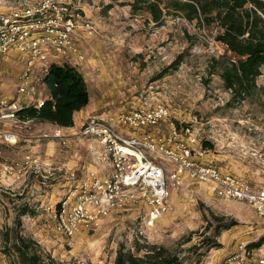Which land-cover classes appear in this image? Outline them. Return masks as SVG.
Wrapping results in <instances>:
<instances>
[{"label":"rangeland","instance_id":"374dc122","mask_svg":"<svg viewBox=\"0 0 264 264\" xmlns=\"http://www.w3.org/2000/svg\"><path fill=\"white\" fill-rule=\"evenodd\" d=\"M138 1H76L80 12L95 25L91 45L96 44L102 52L99 59L112 64L106 81L110 100L115 104L108 113L133 110L132 103L127 106L129 102L145 106L165 104L180 130L192 126L208 152V162L245 179L256 189L263 186L264 72L252 96L229 104L231 94L225 90L219 71L211 75L209 69L212 59L224 53L223 46L215 40L216 29L213 26L203 29L196 21L190 23L174 16L165 17L163 25L157 27L145 3L140 6ZM11 6L12 0H0V12H7ZM175 62L178 65L164 77L155 79ZM102 81L97 72L88 76L90 87ZM46 88L45 85L43 90ZM0 93L13 96L16 81L10 87L1 88ZM39 98H43L42 90ZM123 99L125 106L119 103ZM10 148L13 147L0 143V160L11 162L10 159L17 157ZM44 189L49 194L43 200L51 208L64 200L70 188L62 185L55 187V192L52 187ZM23 190L18 187L8 191L0 185V264H20L18 255L11 251L19 211L27 205L30 211L45 217L37 198L26 195L27 192L23 194ZM52 193L57 199L52 198ZM169 202L170 212L153 229L145 226L149 206L141 201L113 214L98 230L83 232L74 238L59 235L49 227L40 233L50 221L25 226L26 216L22 217L21 231L40 246L45 256L50 255L63 264H115L121 247L135 252L138 244L166 247L178 254L184 264H231L227 260L242 253V247L246 258H264L263 246L248 249L264 235V220L248 204L219 199L207 186L193 180L173 189ZM229 224L234 225L224 231L223 226ZM32 227L28 229L32 230L29 235L26 228ZM219 227L220 237L217 236ZM219 242H223L220 248L211 249L210 246ZM221 254L226 256L220 257Z\"/></svg>","mask_w":264,"mask_h":264},{"label":"built area","instance_id":"2783aa9c","mask_svg":"<svg viewBox=\"0 0 264 264\" xmlns=\"http://www.w3.org/2000/svg\"><path fill=\"white\" fill-rule=\"evenodd\" d=\"M76 1L12 0L9 10L0 12V80L2 61L10 52L26 56L16 93L0 96V120L16 118L24 107L43 105L46 99L39 98L40 88L53 64L85 60L76 39L80 31L93 37L96 28L80 12ZM177 19L186 21L182 17ZM164 124L171 130L169 139L153 133ZM80 134L92 144L102 146L101 160L107 161L109 173L106 177L86 173L59 206L47 209L59 235L74 238L98 230L113 214L141 201L149 206L145 226L153 229L170 212L172 190L179 189L187 180L204 184L219 199L248 204L264 220V185L256 189L245 179L204 163L208 152L197 133L192 126L180 130L165 104L118 111L108 119L92 118ZM1 135L7 144L18 142L15 133ZM53 138L62 136L57 132ZM27 167L41 170L39 161L27 155L23 162L0 163V173L20 176ZM43 185H47V180ZM242 250L233 256V264H264V258L248 259L243 247Z\"/></svg>","mask_w":264,"mask_h":264},{"label":"trees","instance_id":"16d2710c","mask_svg":"<svg viewBox=\"0 0 264 264\" xmlns=\"http://www.w3.org/2000/svg\"><path fill=\"white\" fill-rule=\"evenodd\" d=\"M137 3L140 6L145 3L151 21L157 27L162 26L165 17L169 16L182 17L190 23L196 21L203 29L213 26L218 30L215 40L225 49L220 57L212 59L209 69L211 75L219 71L225 90L231 94L228 103H240L256 92L257 80L264 72V0H140ZM176 65L178 62L155 79H161ZM45 85L49 97L43 105L22 108L16 113L18 119L48 123L61 129L74 127L75 115L90 101L82 73L73 65L53 64ZM26 215H34L27 205L16 216L15 243L11 248L18 255L20 264H63L50 255L45 256L33 239L22 234V217ZM233 225L222 229L227 231ZM218 229L217 236L220 237L222 230ZM262 246L264 235L248 249ZM210 247L220 248L221 245L217 243ZM115 264H184V261L166 247L138 244L135 252L121 247Z\"/></svg>","mask_w":264,"mask_h":264},{"label":"crops","instance_id":"0c3cea01","mask_svg":"<svg viewBox=\"0 0 264 264\" xmlns=\"http://www.w3.org/2000/svg\"><path fill=\"white\" fill-rule=\"evenodd\" d=\"M86 17L89 18L88 16ZM76 41L80 53L85 56V60L80 63L76 62L75 64H67L76 66L80 72L81 70L87 72L86 74L81 73L88 86L90 101L86 108L75 115L74 127L61 129L48 123L22 121L18 119V117L14 119L0 120V143L13 147L14 149H10L15 152V155H17L16 158L10 159L11 162L0 160V163L9 164L13 162H23L27 155H31L40 163L41 170L39 172L34 168L27 167L26 171L20 176H6L0 173V185L5 187L6 190L14 191L15 188L23 187V194L27 192L26 195H30L32 198L35 197L40 202L41 207L44 208V218L43 216L35 214V212L34 215H26V217L23 218V221H27L25 222V226H34V222L37 221L41 224L44 221H50V225H43L40 233H43L46 227H49L51 231H54L51 213L47 210L50 204L47 203V200H43L44 198L48 199L49 193H47L44 188L52 187L53 192H55V187H61L62 185L69 186L70 189L66 194L67 197L76 183L81 180L86 173L96 172L102 177H106L109 173L107 161L101 160L103 151L102 146L99 144H92L80 134V130L85 123L92 118L108 119L110 115H112V113H108V110L111 106H114L115 103H112V100H110L111 92L108 87L109 84L106 81L109 69L111 71L112 64H108V62L99 59V54H102V52L97 50L96 44L91 45L92 39L84 31L79 32ZM25 61L26 56L17 51L10 52L3 59L1 65L0 91L1 88L10 87V83L14 81H16L17 88L19 76L25 68ZM95 72L100 75L103 81L102 83L90 87L88 84V76H93ZM44 86H42L40 90H42V97L47 99L49 97V92L47 88L43 90ZM106 90L107 93H105ZM119 103L124 104L125 100H120ZM131 103L133 104L130 106L131 109L143 106L140 103L135 104L133 102L127 103V106L129 107V104ZM124 110L126 109L119 111ZM175 119L177 120V118ZM44 126L49 127H47L49 132H47L48 129H44ZM4 132L17 134L19 137L18 142L13 145L5 143L1 135V133ZM57 132H60L62 139L53 138V134ZM126 133L128 135L132 134L130 131H126ZM153 133L159 136H164L167 139L171 138V130L167 124L160 126L158 129L154 130ZM45 135H48L49 137L45 138ZM92 148L94 151H92ZM207 159L208 157L205 156L203 159L204 163L215 165L212 162H208ZM226 173L231 172L226 171ZM231 174L236 175L234 173ZM44 180H47V185H43ZM33 187L37 189L34 190ZM51 195L52 198L57 199L54 193ZM60 200L61 198H59V203ZM55 207L56 206H52L51 208L55 209ZM26 229V231H29V235H31L32 230L28 229H33V227ZM219 243L220 245H223V242ZM225 256L226 254L220 255V257ZM227 262L233 264L232 258H229Z\"/></svg>","mask_w":264,"mask_h":264}]
</instances>
